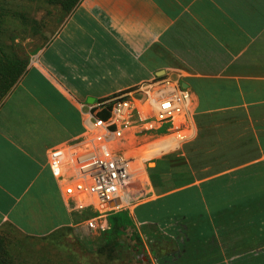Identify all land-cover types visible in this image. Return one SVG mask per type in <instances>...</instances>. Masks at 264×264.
Listing matches in <instances>:
<instances>
[{
    "label": "crops",
    "instance_id": "obj_1",
    "mask_svg": "<svg viewBox=\"0 0 264 264\" xmlns=\"http://www.w3.org/2000/svg\"><path fill=\"white\" fill-rule=\"evenodd\" d=\"M163 76L187 107L171 129L122 142L136 170L150 152L179 158L155 162L146 187L164 192L132 209L157 244L152 264H264V0H81L0 97V232L70 224L49 149L98 100ZM177 195L181 216L135 214Z\"/></svg>",
    "mask_w": 264,
    "mask_h": 264
},
{
    "label": "built area",
    "instance_id": "obj_2",
    "mask_svg": "<svg viewBox=\"0 0 264 264\" xmlns=\"http://www.w3.org/2000/svg\"><path fill=\"white\" fill-rule=\"evenodd\" d=\"M188 102L179 79L163 76L145 80L132 90L92 104L85 114L83 131L49 149L47 163L60 181L67 210L73 216H92L83 224L86 229L106 230L107 216L125 208L134 196L125 189L135 176L131 169L134 158L122 147L126 132L134 128L149 132L156 123L169 130ZM104 110L108 111L106 118L98 115Z\"/></svg>",
    "mask_w": 264,
    "mask_h": 264
},
{
    "label": "rangeland",
    "instance_id": "obj_3",
    "mask_svg": "<svg viewBox=\"0 0 264 264\" xmlns=\"http://www.w3.org/2000/svg\"><path fill=\"white\" fill-rule=\"evenodd\" d=\"M24 14L33 21L36 20L40 23L37 26L34 25L36 23L33 21L25 23L23 21ZM62 17L63 15L60 14L57 6H48L43 2L0 0V69L15 70L20 64L26 67L32 59H35L40 47L51 37ZM164 127L168 128V126ZM135 130L137 128L126 133L133 135ZM162 156L163 154H152L151 152L150 155L138 156L143 158V162L139 164L141 166L138 170L134 169L133 164H131L135 176L125 188L134 196L130 200V204L125 205V208L122 207L111 212L110 215L125 210L128 211L129 215L131 214L130 216H133L132 209L136 204L157 197L164 192L160 187L152 190L146 187L149 180L152 179L148 177V172L155 166L157 160L156 168L158 170L160 167V172L162 171L161 167L177 165L179 162L177 156ZM151 181L155 182L157 178L154 177ZM145 190H149L148 194L145 193ZM141 193L145 194L139 195ZM177 201L178 195L168 200L158 201L149 207L156 208L158 210L157 215L161 216L169 211H178L179 204ZM168 202H174L173 205L175 206L168 205L167 207ZM110 215L107 216L109 227L104 231L86 229L83 226L92 216H73L70 224L59 230L62 236H57L54 243H51L48 238L47 240L46 238H34L33 244L32 241L28 240L31 247L27 249L28 254L25 256L24 264H97L105 262L106 258L99 253V250L105 243L112 227ZM136 227L140 228L142 239L132 236ZM2 235L1 231L0 236ZM151 236L150 232L141 225L133 223V227L126 228L124 237L130 241L132 249L135 250V258L132 257L129 261L120 259L114 264H152L150 259L157 255L155 252L157 244L152 241ZM82 255L87 259L82 260Z\"/></svg>",
    "mask_w": 264,
    "mask_h": 264
},
{
    "label": "trees",
    "instance_id": "obj_4",
    "mask_svg": "<svg viewBox=\"0 0 264 264\" xmlns=\"http://www.w3.org/2000/svg\"><path fill=\"white\" fill-rule=\"evenodd\" d=\"M33 2H43L48 6H57L58 10L63 17L59 21L62 22L65 17H67L72 10L79 4L81 0H30ZM50 11V10H49ZM65 16V17H64ZM23 21L25 23H29L33 21L26 15H23ZM34 25H38V21H33ZM43 22V21H42ZM15 70H3L0 69V97L4 94L6 90H8L20 77V75L24 72L25 66L18 65ZM100 117L106 118L108 116V111L104 110L99 112ZM152 204L143 205L140 209L135 211L136 216H158V210L156 208H152ZM110 220L112 227L108 232V236L105 240V243L100 247L99 253L106 258L105 262L97 263V264H114L118 260H127L129 261L132 257L135 258V250L132 249L130 241L124 237L125 229L128 227H133V220L129 215L128 211H118L110 215ZM161 216H181L179 211H169ZM145 228V227H144ZM9 232V234H8ZM60 231L52 234L47 238L51 243L56 241L57 236H62L59 233ZM3 235L0 236V264H24L25 256L27 253V249H29V244H31L28 240L32 241L34 238L40 237H32V236H19L18 234H14L13 230H6L2 232ZM18 235V236H17ZM15 236V237H14ZM137 239H140L137 230H134L133 235ZM34 241H32V244ZM76 245V244H75ZM74 246V245H73ZM98 253V252H97ZM23 255V256H22ZM89 257V256H88ZM82 260L87 259L83 255L81 257ZM90 259V258H89ZM95 264V263H94Z\"/></svg>",
    "mask_w": 264,
    "mask_h": 264
},
{
    "label": "bare ground",
    "instance_id": "obj_5",
    "mask_svg": "<svg viewBox=\"0 0 264 264\" xmlns=\"http://www.w3.org/2000/svg\"><path fill=\"white\" fill-rule=\"evenodd\" d=\"M164 141V140H163ZM165 142V141H164ZM174 143V142H173ZM175 144V143H174ZM173 146V145H172ZM172 146H170L172 148Z\"/></svg>",
    "mask_w": 264,
    "mask_h": 264
},
{
    "label": "water",
    "instance_id": "obj_6",
    "mask_svg": "<svg viewBox=\"0 0 264 264\" xmlns=\"http://www.w3.org/2000/svg\"><path fill=\"white\" fill-rule=\"evenodd\" d=\"M162 73V72H161Z\"/></svg>",
    "mask_w": 264,
    "mask_h": 264
}]
</instances>
